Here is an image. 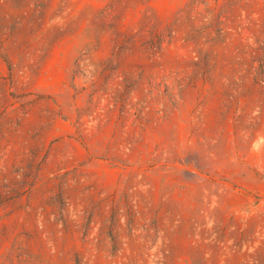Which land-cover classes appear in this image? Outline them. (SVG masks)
<instances>
[{
    "label": "rangeland",
    "instance_id": "1",
    "mask_svg": "<svg viewBox=\"0 0 264 264\" xmlns=\"http://www.w3.org/2000/svg\"><path fill=\"white\" fill-rule=\"evenodd\" d=\"M0 264H264V0H0Z\"/></svg>",
    "mask_w": 264,
    "mask_h": 264
}]
</instances>
